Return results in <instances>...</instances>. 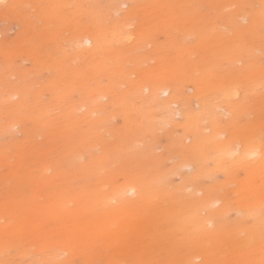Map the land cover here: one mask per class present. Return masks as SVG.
Here are the masks:
<instances>
[{
  "label": "rangeland",
  "instance_id": "obj_1",
  "mask_svg": "<svg viewBox=\"0 0 264 264\" xmlns=\"http://www.w3.org/2000/svg\"><path fill=\"white\" fill-rule=\"evenodd\" d=\"M262 259L264 0L0 3V264Z\"/></svg>",
  "mask_w": 264,
  "mask_h": 264
},
{
  "label": "bare ground",
  "instance_id": "obj_2",
  "mask_svg": "<svg viewBox=\"0 0 264 264\" xmlns=\"http://www.w3.org/2000/svg\"><path fill=\"white\" fill-rule=\"evenodd\" d=\"M8 2V0H0V3H7ZM123 4H127V2H124ZM131 36L132 35H128V37H127V40L128 41H131ZM82 44H83V46L84 47H86L87 49H90L91 47H93V44H94V40H93V38L92 37H89L88 35H86V36H83V38H82ZM238 91H235V92H233L232 93V98H236L237 96H238ZM160 94H162V95H164V96H166V97H169V95H170V90H168L167 88H163L162 90H161V93ZM173 102V101H172ZM173 104H176V103H173ZM226 111H228V110H226ZM225 111V112H226ZM233 149H232V151H233V153L234 154H241L242 153V151L238 148V145H235V147H232ZM249 153H251L252 155H257V154H259V152H258V150L257 149H252V151H251V149H249V150H247ZM183 167H185L186 169H188L189 171L191 170H193V168H194V166L191 164H184V166ZM126 190H128L127 192L128 193H131V194H136V193H138L137 192V188L135 187V186H128L127 188H126ZM214 202V201H213ZM216 202H218V200H216L214 203H216Z\"/></svg>",
  "mask_w": 264,
  "mask_h": 264
},
{
  "label": "snow or ice",
  "instance_id": "obj_3",
  "mask_svg": "<svg viewBox=\"0 0 264 264\" xmlns=\"http://www.w3.org/2000/svg\"><path fill=\"white\" fill-rule=\"evenodd\" d=\"M210 264H216V262H210ZM249 264H251V262H249ZM260 264H264V259L260 261Z\"/></svg>",
  "mask_w": 264,
  "mask_h": 264
}]
</instances>
